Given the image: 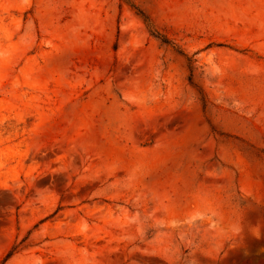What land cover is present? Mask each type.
I'll return each mask as SVG.
<instances>
[{"label":"rangeland","instance_id":"374dc122","mask_svg":"<svg viewBox=\"0 0 264 264\" xmlns=\"http://www.w3.org/2000/svg\"><path fill=\"white\" fill-rule=\"evenodd\" d=\"M0 264H264V0H0Z\"/></svg>","mask_w":264,"mask_h":264},{"label":"trees","instance_id":"16d2710c","mask_svg":"<svg viewBox=\"0 0 264 264\" xmlns=\"http://www.w3.org/2000/svg\"><path fill=\"white\" fill-rule=\"evenodd\" d=\"M154 33H155V37L158 38L163 44H166V45L170 44V42L166 38H164V36H161L160 34H156V32H154ZM12 254H13V251L8 253L6 255V259H8Z\"/></svg>","mask_w":264,"mask_h":264},{"label":"bare ground","instance_id":"6f19581e","mask_svg":"<svg viewBox=\"0 0 264 264\" xmlns=\"http://www.w3.org/2000/svg\"><path fill=\"white\" fill-rule=\"evenodd\" d=\"M130 140V139H129ZM216 231H218V230H216ZM223 233V232H222ZM213 236V235H212ZM223 241V240H222ZM221 242V241H220Z\"/></svg>","mask_w":264,"mask_h":264}]
</instances>
